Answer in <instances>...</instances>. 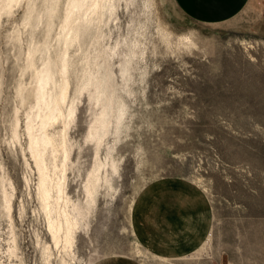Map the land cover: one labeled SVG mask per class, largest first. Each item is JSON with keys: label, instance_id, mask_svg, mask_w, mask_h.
<instances>
[{"label": "rangeland", "instance_id": "1", "mask_svg": "<svg viewBox=\"0 0 264 264\" xmlns=\"http://www.w3.org/2000/svg\"><path fill=\"white\" fill-rule=\"evenodd\" d=\"M118 4L119 19L103 27L106 42L143 38L142 33L147 56L133 71L136 93L125 96L129 113L119 139L111 134L106 138L108 145H114L119 164L114 190L101 188L88 227L77 232L75 259L67 260L70 264H165L150 253L149 259L136 253L130 205L146 183L176 176L205 191L214 215L204 245L171 264H264V0H253L234 19L212 26L191 21L172 0H153L150 8L145 0ZM159 22L175 34L195 33L198 47L166 50L158 39ZM21 23L22 8L16 7L0 24V162L16 186L13 219L19 248L17 256L9 257L10 224L0 213V260L44 264L39 243L52 241L37 199L27 196L23 181L25 174L35 176L10 145V116L20 72L17 50L7 36ZM87 103L84 97L70 129L76 143L73 157L80 169L69 172L74 198H83V177L94 158L93 144L84 139ZM102 148L104 160L109 147ZM52 250V264H60L58 250Z\"/></svg>", "mask_w": 264, "mask_h": 264}, {"label": "bare ground", "instance_id": "2", "mask_svg": "<svg viewBox=\"0 0 264 264\" xmlns=\"http://www.w3.org/2000/svg\"><path fill=\"white\" fill-rule=\"evenodd\" d=\"M118 3L119 0H0V24L4 15L22 8L21 28L7 36L17 50L15 59L20 72L10 116V145L12 152L21 154L26 170L35 176L33 179L25 174L23 181L27 196L37 199L52 241L39 243L44 264H52L53 247L58 250L60 264H70L67 257L75 259L78 230L88 227L101 188L114 190L113 176L119 173L114 145H108L106 138L111 134L115 141L119 139L129 113L125 96L136 93L133 71L141 68L148 47L142 33L143 38L133 41L127 37L113 44L106 42L103 27L119 19ZM152 4L153 0H145L147 8ZM156 29L168 51L198 47L193 32L175 34L162 22ZM144 67L142 80L147 72ZM1 84L0 81V97ZM84 97L89 112L84 139L93 144L94 158L83 177V198H74L69 192V172L80 169L73 157L76 143L70 129ZM102 147H109L104 160L100 157ZM15 195L16 186L0 162V213L10 224L11 243L6 251L9 257L17 256L19 249L13 219ZM20 210L22 216L23 203ZM136 253L151 258L138 242ZM159 259L171 264L169 259ZM0 264L4 263L0 260Z\"/></svg>", "mask_w": 264, "mask_h": 264}, {"label": "crops", "instance_id": "3", "mask_svg": "<svg viewBox=\"0 0 264 264\" xmlns=\"http://www.w3.org/2000/svg\"><path fill=\"white\" fill-rule=\"evenodd\" d=\"M193 22L220 25L237 17L253 0H172ZM213 206L205 191L182 177L168 176L146 183L131 211L133 235L157 258L180 259L207 241Z\"/></svg>", "mask_w": 264, "mask_h": 264}]
</instances>
